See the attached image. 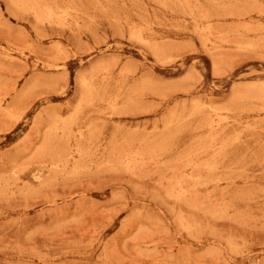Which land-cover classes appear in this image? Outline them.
<instances>
[{"label":"rangeland","instance_id":"1","mask_svg":"<svg viewBox=\"0 0 264 264\" xmlns=\"http://www.w3.org/2000/svg\"><path fill=\"white\" fill-rule=\"evenodd\" d=\"M0 264H264V0H0Z\"/></svg>","mask_w":264,"mask_h":264}]
</instances>
